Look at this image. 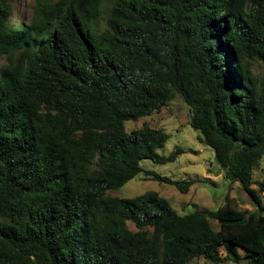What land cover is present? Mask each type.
<instances>
[{"label":"trees","instance_id":"obj_1","mask_svg":"<svg viewBox=\"0 0 264 264\" xmlns=\"http://www.w3.org/2000/svg\"><path fill=\"white\" fill-rule=\"evenodd\" d=\"M12 1L0 0V264H221L240 251L264 264V0H34L28 23ZM177 95L256 211L227 199L182 215L154 191L110 195L142 173L182 194L197 183L141 166L186 153H158L164 130L126 129Z\"/></svg>","mask_w":264,"mask_h":264},{"label":"rangeland","instance_id":"obj_2","mask_svg":"<svg viewBox=\"0 0 264 264\" xmlns=\"http://www.w3.org/2000/svg\"><path fill=\"white\" fill-rule=\"evenodd\" d=\"M13 18L16 22L28 23L33 16L34 0H13ZM5 57H0V72L5 66ZM255 74L258 75L261 65L255 63ZM192 112L185 104L180 95L167 103L159 112L138 122L126 123L128 132L141 128L144 124L153 129L164 130L169 138L165 146L158 150L161 156H169L175 149L180 148L186 151L176 162L165 165L156 164L150 160H144L141 166L145 171L153 172L156 175L168 177L174 181L195 180L197 181L188 194L180 193L175 187L162 184L153 180L147 174H139L128 182L117 193H110L111 196L120 198H135L149 191L157 192L162 198L168 201L171 207L179 214L187 215L197 210H217L224 206L227 199H230L235 207L243 212L256 211L257 207L251 197L242 189L239 183H230L224 177L219 167L215 152L199 140L200 132L194 130L190 125ZM264 179V159L254 172V181ZM257 189V185L253 186ZM264 205V194H260ZM214 227L217 225L214 222ZM130 228L134 226L130 224ZM221 256L225 251L221 248ZM239 261H225L221 264H246L244 252L240 251ZM189 264H213L205 259H195Z\"/></svg>","mask_w":264,"mask_h":264}]
</instances>
